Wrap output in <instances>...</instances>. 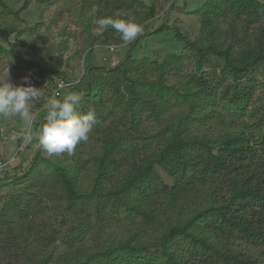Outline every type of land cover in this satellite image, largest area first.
Returning a JSON list of instances; mask_svg holds the SVG:
<instances>
[{
    "label": "trees",
    "instance_id": "16d2710c",
    "mask_svg": "<svg viewBox=\"0 0 264 264\" xmlns=\"http://www.w3.org/2000/svg\"><path fill=\"white\" fill-rule=\"evenodd\" d=\"M21 1L24 9L28 0ZM78 2L85 16L95 7L97 18L131 16L143 29L156 17L155 6L143 0ZM0 7L8 11L3 0ZM196 13L198 39L177 34L186 56L154 61L128 53L113 68L87 66L78 84L69 87L66 94L82 96L84 112L94 109L97 124L72 154L55 161L37 155L11 180L20 189L0 212V251L34 236L47 235L50 245L59 241L55 229L36 223L40 210L57 201L76 207L78 235L90 231L93 222L140 219L151 226L161 216L164 224L151 241L129 231L123 246L114 248L86 250L72 240L71 250L46 257L52 264H260L236 245L264 246V110L253 100L258 86L264 87V1L205 0ZM93 20L88 17L86 29ZM161 28L154 32L166 29ZM13 33V27L3 30L1 40L9 44ZM90 43L124 44L111 28ZM1 54L24 65L20 79L39 82L42 70L12 48L0 47ZM147 121L161 128L150 134ZM195 124L202 132H191ZM91 172L97 183L82 190L81 180L92 178ZM105 182L108 190L102 188Z\"/></svg>",
    "mask_w": 264,
    "mask_h": 264
},
{
    "label": "rangeland",
    "instance_id": "374dc122",
    "mask_svg": "<svg viewBox=\"0 0 264 264\" xmlns=\"http://www.w3.org/2000/svg\"><path fill=\"white\" fill-rule=\"evenodd\" d=\"M8 11L0 7V47L13 51L25 62L34 68L42 70L37 84L41 95L31 103V112L35 114L34 133L39 130L40 121L46 114L47 100L56 96L61 98L66 94L70 86L78 84L86 72L87 66L95 65L106 68H113L118 65L125 56L134 59L148 58L154 61H162L168 55L188 54L184 43L177 39L181 34L190 40H196L200 36L199 16L196 11L205 0H143L146 5H154L156 17L147 22L140 39L134 47L130 43L122 45L97 46L90 43V39L99 35L93 27L86 29L88 17L83 14V9L78 0H28L24 9L21 0H3ZM264 1V0H261ZM13 27L16 33L9 37V44L1 40V32ZM165 27L161 33L154 32L158 28ZM161 28V30H162ZM18 32H22L18 34ZM11 47V48H10ZM89 54L87 55V53ZM187 63V62H186ZM185 63V64H186ZM186 65H189L186 64ZM26 73L23 64L15 65L12 56L9 54L0 55V77L9 74V80L14 85L24 84ZM258 81L261 75L255 73ZM174 80L171 79L172 83ZM174 83V82H173ZM259 85L254 95L256 108L264 110V87ZM58 93V95H56ZM42 102L40 108L35 105ZM168 113V118L170 114ZM215 130L216 123H212ZM196 126V128H195ZM193 134L202 132L200 125L195 124ZM244 126L238 127L234 132H239ZM160 125L153 121H147L146 130L154 134L159 130ZM25 129L23 121L19 117H0V160L7 162V166L0 176V212L2 208L16 194L20 188H14L11 180L20 176L28 169L35 158L40 155L55 161L60 155H49L42 150L38 139L30 142L24 139ZM91 143V142H90ZM9 161V162H8ZM92 173V172H91ZM156 173L168 181L166 175L158 168ZM97 177L92 173V178L81 180L82 190H92L97 182ZM171 183V181H168ZM110 184L105 182L103 190H108ZM106 188V189H105ZM68 202H50L40 210L37 224H41L48 230L55 229L61 241H54L48 244L46 236H34L28 242L17 243L16 247H7L0 251V264H52L45 261L46 257L56 259L61 253L71 250L70 245L76 242L77 248L93 250L97 246H110L112 248L128 240L129 231L135 238L151 241L161 232L164 222L161 216L151 226H143L140 219L131 221H111L104 223L93 222L94 226L90 231L78 235L79 222L81 217L75 213V206L71 207ZM172 217H176L172 215ZM60 218L62 224L57 223ZM101 228H100V227ZM39 232H42L41 230ZM75 236V237H74ZM62 238V239H61ZM77 240V241H76ZM26 244V245H25ZM239 252L245 254L260 264H264V246L249 247L246 245L237 246Z\"/></svg>",
    "mask_w": 264,
    "mask_h": 264
},
{
    "label": "clouds",
    "instance_id": "9594fccd",
    "mask_svg": "<svg viewBox=\"0 0 264 264\" xmlns=\"http://www.w3.org/2000/svg\"><path fill=\"white\" fill-rule=\"evenodd\" d=\"M97 8L93 7L90 15L97 33H104L109 28L119 33L124 44L135 41L143 33V25L131 17L100 16L97 18ZM9 74L0 77V117H19L24 124L26 142L34 136L49 155L72 154L76 146L88 139L89 134L97 124L94 109L84 112L81 109V95L69 92L61 98L52 96L46 103V114L41 121L39 130L34 133L35 114L30 110L31 103L41 95L36 88L24 78L25 83L14 85L9 80Z\"/></svg>",
    "mask_w": 264,
    "mask_h": 264
},
{
    "label": "built area",
    "instance_id": "2783aa9c",
    "mask_svg": "<svg viewBox=\"0 0 264 264\" xmlns=\"http://www.w3.org/2000/svg\"><path fill=\"white\" fill-rule=\"evenodd\" d=\"M56 95H58V93H56ZM6 166L7 162L0 160V176L3 174V171L5 170Z\"/></svg>",
    "mask_w": 264,
    "mask_h": 264
}]
</instances>
